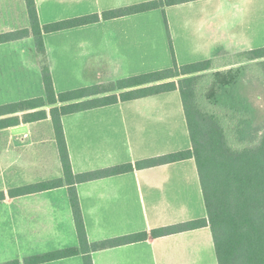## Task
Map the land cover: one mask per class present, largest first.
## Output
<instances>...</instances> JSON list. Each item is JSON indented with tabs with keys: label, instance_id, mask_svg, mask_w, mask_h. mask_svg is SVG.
<instances>
[{
	"label": "crops",
	"instance_id": "1",
	"mask_svg": "<svg viewBox=\"0 0 264 264\" xmlns=\"http://www.w3.org/2000/svg\"><path fill=\"white\" fill-rule=\"evenodd\" d=\"M145 1L150 0H35L42 26ZM262 2L195 0L44 32L56 95L170 68L171 44L179 65L212 59L217 51L230 55L252 50L255 27L246 31L243 22L248 17L255 25ZM30 28L26 0H0V35ZM41 60L31 31L0 42V106L45 96ZM127 90L105 95L119 96ZM70 102L58 100L0 116L14 121L0 129V192L5 194L0 200V263L79 245L68 185L10 195L11 189L63 177L50 110ZM41 109L47 118L25 120L26 114ZM62 123L74 174L134 165L125 173L76 184L91 243L206 217L194 159L136 166L138 161L191 148L179 90L119 99L64 115ZM20 125L27 129L14 133ZM91 256L93 264H218L208 227L149 236L93 251ZM41 264L85 261L80 254Z\"/></svg>",
	"mask_w": 264,
	"mask_h": 264
},
{
	"label": "trees",
	"instance_id": "2",
	"mask_svg": "<svg viewBox=\"0 0 264 264\" xmlns=\"http://www.w3.org/2000/svg\"><path fill=\"white\" fill-rule=\"evenodd\" d=\"M195 0H150L98 13L41 25L35 0H26L31 28L0 35V42L18 38L31 31L42 55L41 70L45 96L0 106V116L59 101L70 102L51 108L56 143L63 177L10 190L20 196L69 186V198L75 219L79 245L66 247L0 264H41L82 254L85 264H93L91 253L102 249L208 227L211 231L218 264H264V121L256 123L255 109L241 93L243 79L264 82V46L237 53L230 63L216 67V59L179 65L173 46V66L159 71L120 79L105 85L79 88L56 95L45 57L44 32L61 31L103 20L138 14ZM176 78V79H175ZM175 79V80H174ZM169 80V81H165ZM128 89L120 95L108 92ZM179 90L187 119L191 148L136 162L150 167L185 159H194L203 191L206 217L91 243L85 228L76 184L133 170L132 163L74 174L62 117L67 114ZM102 96H99L101 95ZM95 98L87 99L88 97ZM79 100V101H78ZM47 118L41 109L26 114L27 122ZM0 118V129L13 125ZM5 197L0 192V200Z\"/></svg>",
	"mask_w": 264,
	"mask_h": 264
},
{
	"label": "rangeland",
	"instance_id": "3",
	"mask_svg": "<svg viewBox=\"0 0 264 264\" xmlns=\"http://www.w3.org/2000/svg\"><path fill=\"white\" fill-rule=\"evenodd\" d=\"M261 12L257 13V20L255 25L253 23H249L246 17L244 20L243 25L246 31H253V26L255 27V36L252 38V47L253 49L260 48L264 46V0L261 5ZM247 14V13H246ZM251 28V29H250ZM248 46H245L247 48ZM217 56H214L213 59L215 60L216 67L224 66L236 57L237 53H223L218 52ZM198 62V61H196ZM241 93L251 102L252 106L255 109L256 114V123H262L264 121V82H262L259 77L255 80H250L248 78L242 80L241 85ZM30 255V254H29Z\"/></svg>",
	"mask_w": 264,
	"mask_h": 264
},
{
	"label": "water",
	"instance_id": "4",
	"mask_svg": "<svg viewBox=\"0 0 264 264\" xmlns=\"http://www.w3.org/2000/svg\"><path fill=\"white\" fill-rule=\"evenodd\" d=\"M27 129L25 125L16 126L12 129L14 133H21L24 132Z\"/></svg>",
	"mask_w": 264,
	"mask_h": 264
}]
</instances>
